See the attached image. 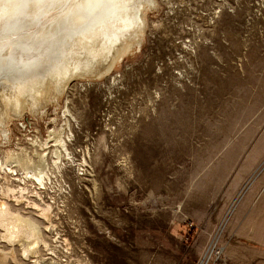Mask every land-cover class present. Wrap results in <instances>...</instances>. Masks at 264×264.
I'll return each mask as SVG.
<instances>
[{
  "label": "rangeland",
  "instance_id": "obj_1",
  "mask_svg": "<svg viewBox=\"0 0 264 264\" xmlns=\"http://www.w3.org/2000/svg\"><path fill=\"white\" fill-rule=\"evenodd\" d=\"M153 1L107 72L11 113L0 159L15 192L0 198L48 246L0 238L1 263L264 264V0ZM39 154L61 161L42 184Z\"/></svg>",
  "mask_w": 264,
  "mask_h": 264
},
{
  "label": "bare ground",
  "instance_id": "obj_2",
  "mask_svg": "<svg viewBox=\"0 0 264 264\" xmlns=\"http://www.w3.org/2000/svg\"><path fill=\"white\" fill-rule=\"evenodd\" d=\"M151 2L154 1L0 0L1 138L6 141V122L11 119V113L15 115L28 110L36 111L40 108L39 105L45 99L49 89L51 91V88H55L57 92L56 88H63L74 75L88 77L90 74H100L99 71H102L103 64L106 63L108 65L104 71L107 72L110 66L130 49L129 46L133 40L142 33L145 21L144 12L147 4ZM54 9L62 11L55 12L54 17L48 20L45 25L43 22L41 24L45 13ZM38 23H40L38 29L26 30L32 24ZM9 34L15 35V37ZM62 82L64 83L62 84ZM58 141L59 145L61 146L62 143L64 147V139L58 137ZM7 151L9 150H4V160L0 159V172H3L1 177L4 180L1 184L2 187L0 186V194L4 195V198H11L15 192L11 183V171L15 169H12L13 165L9 164L12 162L9 161L11 156ZM37 156V165L45 170L38 173L33 171L31 176L41 184L45 176L46 183L50 180L52 173L56 171L54 169L59 170L61 161L59 155H55L56 159L50 166L48 157L44 155L41 157L40 154ZM18 158L20 159L18 162H22V159L23 161L29 160L28 156L27 158L18 156ZM22 172L24 171L22 170ZM20 189L24 190L26 187ZM17 198V202L21 201L20 197ZM6 200L0 198V227L3 230L0 234L1 240L6 239L8 244L23 240L21 245L25 253L30 251L27 248L30 243L28 238H31L35 245L44 243L45 246H48L40 232V222L33 217L23 215ZM39 204L33 201V207L34 205L41 206L40 210L45 211L48 226L52 227L54 224L50 218L51 205L48 202H45L43 206ZM35 248L36 246L32 249ZM1 262L0 264H3Z\"/></svg>",
  "mask_w": 264,
  "mask_h": 264
},
{
  "label": "built area",
  "instance_id": "obj_3",
  "mask_svg": "<svg viewBox=\"0 0 264 264\" xmlns=\"http://www.w3.org/2000/svg\"><path fill=\"white\" fill-rule=\"evenodd\" d=\"M86 167L87 165L84 163V161H81L78 163V174L79 175H85L86 174Z\"/></svg>",
  "mask_w": 264,
  "mask_h": 264
}]
</instances>
